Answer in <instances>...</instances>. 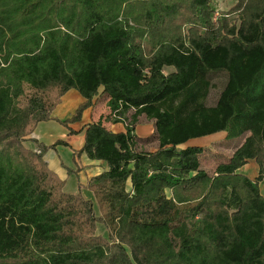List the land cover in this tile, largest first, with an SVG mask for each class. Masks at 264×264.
<instances>
[{
    "label": "trees",
    "instance_id": "trees-1",
    "mask_svg": "<svg viewBox=\"0 0 264 264\" xmlns=\"http://www.w3.org/2000/svg\"><path fill=\"white\" fill-rule=\"evenodd\" d=\"M212 3L0 0V264H264V0H235L216 22ZM70 88L84 101L61 124L99 90L125 120L89 123L74 152L107 163L84 186L97 213L63 191L43 159L53 144L23 145ZM219 131L215 153L231 152L209 171L187 142ZM250 159L254 179L239 171Z\"/></svg>",
    "mask_w": 264,
    "mask_h": 264
},
{
    "label": "crops",
    "instance_id": "crops-1",
    "mask_svg": "<svg viewBox=\"0 0 264 264\" xmlns=\"http://www.w3.org/2000/svg\"><path fill=\"white\" fill-rule=\"evenodd\" d=\"M107 100L108 97L99 90V93L93 98L92 104L82 111L79 120L63 125L59 120L71 117L76 107L84 101V98L76 89L70 88L61 96L60 102L53 108L51 112L53 118L39 121L23 141V145L32 150L37 149L39 144H53L44 152L43 159L49 169L63 180V191L72 194L80 191L85 198L92 201V192L84 186L91 177L106 171L108 169L107 163L102 159L90 158L85 152L79 154L74 152L82 146L84 130L89 123L100 119L103 125L112 132L125 131V120L114 118L107 105ZM130 114L128 111L125 116L129 117ZM134 132L139 137L149 136L153 132V120L150 119L145 126L136 124ZM59 140L62 142H59ZM224 140L225 132L219 131L192 138L187 142V145L202 146L216 151V148ZM258 168V164L250 159L239 168V171L250 179H254L258 173ZM258 186L260 194L264 197V175ZM97 230L99 231V223H97Z\"/></svg>",
    "mask_w": 264,
    "mask_h": 264
},
{
    "label": "rangeland",
    "instance_id": "rangeland-1",
    "mask_svg": "<svg viewBox=\"0 0 264 264\" xmlns=\"http://www.w3.org/2000/svg\"><path fill=\"white\" fill-rule=\"evenodd\" d=\"M235 2V0H213V7H214V11L212 13V21L216 22L217 19L219 17L222 16H228L227 18L232 17V15H229L228 8ZM170 68H165V72L168 71ZM225 81V77L222 73H218L215 74L214 77L212 78V82H214V84L212 85L211 89H210V93H209V97L207 99L208 103H213L214 100L216 99V95L218 93V90L222 87L223 83ZM131 113V111H129V114ZM149 118L145 117L144 115H139L137 117V121L135 122L134 126L136 124H142V126H145L149 123ZM157 146V142L153 141L152 139H150L149 142H145V143H140L137 144V147L140 149H144V150H149V149H153ZM218 152H222V156H227L230 154L231 149L230 148H224V149H218ZM218 152L215 153V151H213V149L210 148H206L205 153H203L201 155V159H202V164L203 167L206 168L207 170L211 171L214 167V164L216 162V159H218L217 154ZM221 158V156L219 157ZM167 194H169V190H167ZM92 196V195H91ZM93 206L96 212L97 211V205L96 202L94 200L93 197ZM99 231H101L102 233H105V228L104 226L99 223Z\"/></svg>",
    "mask_w": 264,
    "mask_h": 264
}]
</instances>
